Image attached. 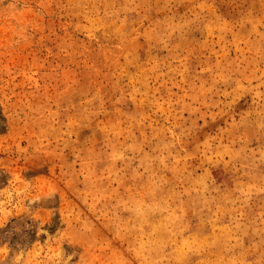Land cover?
Segmentation results:
<instances>
[{
    "label": "rangeland",
    "instance_id": "374dc122",
    "mask_svg": "<svg viewBox=\"0 0 264 264\" xmlns=\"http://www.w3.org/2000/svg\"><path fill=\"white\" fill-rule=\"evenodd\" d=\"M0 264H264V0H0Z\"/></svg>",
    "mask_w": 264,
    "mask_h": 264
}]
</instances>
